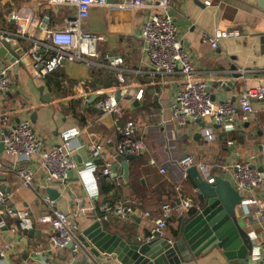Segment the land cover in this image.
I'll list each match as a JSON object with an SVG mask.
<instances>
[{
	"label": "crops",
	"instance_id": "obj_1",
	"mask_svg": "<svg viewBox=\"0 0 264 264\" xmlns=\"http://www.w3.org/2000/svg\"><path fill=\"white\" fill-rule=\"evenodd\" d=\"M0 9V34L13 39L11 44L16 51L23 49V60L36 42H46V31L60 29L66 17L74 16L73 11L51 5L48 0H0ZM13 14L18 15L19 24L11 20ZM170 15L198 77L206 83L214 102L237 100L247 89L264 86V9L260 0H173ZM144 20L143 13L126 7L122 0H111L105 7H94L83 30L105 37L95 64L66 61L60 70L44 79L34 78L38 67L29 59L23 67L0 59V67L11 66L13 81L10 91L0 95V140L5 127L4 116L8 115L13 125L34 119V129L42 139L45 151L61 145L64 136L69 135L77 169L86 170L83 177L73 172L67 182L48 184L47 172L39 157L20 161L9 157L5 151L0 154V190L12 194L17 205L30 209L34 230L40 233L30 237L28 232H13L17 222L7 220L9 226L0 234V253L5 255L0 254V264H120L113 256H94L91 249L83 246L77 254L67 249L52 251L50 229L40 224L39 218L54 210L74 219L77 236L97 219L110 233L129 243L143 244L155 231L154 217L148 218L145 214H157L161 202L176 201V198L178 202L182 195L193 201L194 208L183 216L174 214L162 234L166 240H176L182 220L192 215L203 202L192 180L184 179L179 168V162L188 154L194 156L197 164L208 165L212 177L221 176L228 181H231L230 177L221 170L225 164L235 167L246 161L264 170V142L254 136L252 127L246 128L247 124L241 122L239 115L222 127L213 124L210 118L202 121L205 127L196 122L184 127L164 123L169 116V105L182 88L184 79L157 74L142 54ZM218 33L233 36L220 39L218 48L214 49L204 37L214 38ZM41 53L45 52L41 50ZM108 56L124 59L120 69L127 84L131 85L130 94L122 100L123 121L117 124L114 115L106 114L94 105L86 108L76 91L77 83L84 82L95 92L92 99L96 101L119 86V70L109 67ZM231 67L242 73L241 79L225 78ZM231 81L237 84L229 88ZM141 89L144 96L137 101L135 95ZM50 96V102L42 103V97ZM262 107L263 103H253L252 126L262 117ZM127 121L136 123L137 137L146 144V152L128 162L129 177L126 180L122 168L126 157L114 158L113 154L122 139L120 130ZM206 129L214 134L215 141L205 139ZM98 142L104 150L95 158L90 147ZM228 142L234 145L228 146ZM137 159L142 160L143 167L140 177L132 183V172L140 164ZM151 160L165 168L167 174H161L160 167L153 166ZM115 165L120 168L118 179L113 174L108 181L102 173L107 166L112 170ZM22 166H28L36 174L32 189H23L18 184L17 172ZM47 189L59 193L52 209L45 203V199L50 198ZM146 195L147 203L137 208L136 201L135 215L130 218L124 220L112 216L108 221L103 220L105 207L133 202V197L145 199ZM258 195L264 209V185ZM253 211L254 208L245 202L239 218L242 228L256 245L264 239V219H255ZM7 245L9 249L5 250ZM190 264L227 263L221 251L213 248Z\"/></svg>",
	"mask_w": 264,
	"mask_h": 264
},
{
	"label": "built area",
	"instance_id": "obj_2",
	"mask_svg": "<svg viewBox=\"0 0 264 264\" xmlns=\"http://www.w3.org/2000/svg\"><path fill=\"white\" fill-rule=\"evenodd\" d=\"M51 5L60 6L73 11L74 16L66 17L60 29L46 31V42H36L33 48L25 54V65L29 59L38 70L35 71L34 78L44 79L60 70L64 62H81L95 64L99 57V47L105 42V37L83 30V24L88 20L90 12L94 7H105L111 0H48ZM126 7L143 13L145 20L141 28V52L147 57L157 74L173 77L179 76L184 79L182 88L177 92L175 99L169 105V116L164 120L165 124H175L184 127L188 123L203 121L210 118L212 123L220 127L231 123L236 116L242 123H250V118L254 114L253 102L256 99L259 103L264 102V86L255 89H247L235 102L226 101L217 104L212 100L207 91V86L202 81L191 63L184 48L183 42L178 36L174 18L170 15L173 0H122ZM2 10L0 9V16ZM11 20L20 23L17 14L11 15ZM24 35V33H22ZM231 33H218L214 38L205 36L204 41L211 44L212 48H218L220 39L232 38ZM11 37L0 34V43L10 42ZM41 50L45 53L42 54ZM23 60V59H22ZM109 67L119 70L117 77L119 86L107 92L105 96L92 103L95 94L86 87V83L78 82L76 91L79 99L82 100L86 108L92 105L96 109L106 114L116 117L115 123H120L124 118V108L122 100L130 94L131 85L127 84L124 72L120 67L124 64L122 57H106ZM19 64V61L14 63ZM11 66L0 67V95L7 94L12 88L13 81L10 75ZM118 94L121 99L118 100ZM144 90L136 93L135 100L141 101ZM5 127L1 133V140L4 144V151L9 157L16 160L28 161L33 157H39L42 167L47 172V182H67L72 173L76 172L79 177H83L85 169H77L71 147V137L65 135L61 145L45 151L43 141L34 129L31 120H24L17 124H10L9 116L2 118ZM137 126L134 121H127L120 130L121 141L114 151V158L126 157L129 155L141 157L146 152V144L137 137ZM205 139L209 142L215 141V136L210 130H204ZM228 146H233V142H228ZM104 150L101 143H94L90 147L91 155L98 158ZM153 166H159L155 160H151ZM160 167V166H159ZM196 167L202 177L209 183L214 182L211 176L210 167L205 164H197L193 155H186L179 162L184 179L189 178L187 171ZM222 173L230 177L232 185L244 197L243 203L254 208L253 217L257 220L264 219V209L261 207L260 189L264 185V172L250 162L237 164L235 167L225 164L221 167ZM160 173L167 174L165 168L160 167ZM102 175L108 181L113 176L110 166H107ZM118 176V175H117ZM18 184L23 189H32L35 186L36 174L28 166H22L17 172ZM117 178V177H116ZM118 179V178H117ZM120 185L117 183V186ZM180 193L181 188H178ZM49 209L55 207V202L45 199ZM136 202H121L114 207L103 209V220L108 221L115 216L119 219H128L135 215L134 205ZM194 208L190 198L180 196L179 201L171 206L162 207V215L153 219L155 223L154 233H161L166 229L168 220L174 214L183 216L186 212ZM146 217L151 218L149 213ZM7 220L17 222V228H12L13 232L19 230L23 233L34 230L32 213L28 207L17 205L13 196L0 190V234L8 227ZM39 223L49 227V241L52 251L66 250L70 243H73L72 252L77 254L82 245L77 236V224H72L68 215L54 210L50 214L39 218ZM153 237L148 238V240ZM5 250L9 246L4 247ZM1 256H5L3 252ZM252 264H264V239L254 246Z\"/></svg>",
	"mask_w": 264,
	"mask_h": 264
},
{
	"label": "water",
	"instance_id": "obj_3",
	"mask_svg": "<svg viewBox=\"0 0 264 264\" xmlns=\"http://www.w3.org/2000/svg\"><path fill=\"white\" fill-rule=\"evenodd\" d=\"M260 6L264 9V0H260ZM264 45V38L262 39ZM16 51L7 41L0 43V59L10 63L19 61L21 67L25 61L21 59V51ZM242 73L235 67H231L225 78L239 80ZM229 88L237 83L231 81ZM237 82V81H236ZM43 88L40 89L42 91ZM118 100L121 99L118 94ZM131 97H129L130 99ZM52 96L42 97V103L50 102ZM92 99V103H94ZM236 99L232 100L235 102ZM253 103H259L256 99ZM263 113L254 125L247 123L246 128L252 127L254 136L264 142V102L261 108ZM34 123V119L32 120ZM197 124L205 127L202 121ZM4 144L0 143V154L4 152ZM135 156H126V162L122 165L124 177H129L128 162ZM114 178L120 173L118 165L112 167ZM264 172L263 169L260 170ZM189 178L194 183L202 204L195 212L182 220L178 238L174 241L166 240L161 233H154L153 239L143 244L129 243L124 238L106 230L101 220L95 219L80 235L78 240L94 256H113L120 264H190L201 255H206L213 248H218L227 264H251L254 253V243L240 224L239 211L244 197L235 189L232 183L221 176L214 177V182L205 180L196 167L187 171ZM50 199L59 198V193L47 189ZM72 224L76 225L73 218ZM6 231V228L3 229ZM79 232V231H78ZM39 231L28 232L30 237L38 236ZM73 249L70 243L67 250Z\"/></svg>",
	"mask_w": 264,
	"mask_h": 264
},
{
	"label": "trees",
	"instance_id": "obj_4",
	"mask_svg": "<svg viewBox=\"0 0 264 264\" xmlns=\"http://www.w3.org/2000/svg\"><path fill=\"white\" fill-rule=\"evenodd\" d=\"M136 160V159H135ZM138 160V162L140 161V159H137ZM138 164V163H137ZM142 164V160L140 161V164H138V168L136 167V169H135V171H133L132 172V175H131V180H132V183L133 182H135L139 177H140V168H142L143 166L141 165ZM164 187V186H163ZM183 189V188H182ZM184 191V190H183ZM146 199H148L149 200V198L147 197V195H146V197H145V199L143 198V197H139L138 196V198H135L134 199V197L132 198V201H137V204H136V206H137V208H141V206H143V204H145V203H147V201H146ZM175 202H177V198H176V201H175V199H173V201H169V202H164V203H160V204H162L161 206H160V208H159V210H158V213L157 214H152V213H150V215L151 216H153L154 218L153 219H156V218H159L161 215V207L162 206H164V205H167V204H169V205H171V206H173L174 204H176ZM136 208V209H137ZM155 215V216H154ZM8 226H9V223H8Z\"/></svg>",
	"mask_w": 264,
	"mask_h": 264
}]
</instances>
